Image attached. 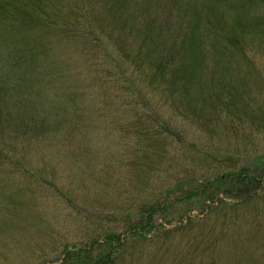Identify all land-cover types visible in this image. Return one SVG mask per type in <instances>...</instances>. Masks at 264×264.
Masks as SVG:
<instances>
[{
	"label": "trees",
	"instance_id": "16d2710c",
	"mask_svg": "<svg viewBox=\"0 0 264 264\" xmlns=\"http://www.w3.org/2000/svg\"><path fill=\"white\" fill-rule=\"evenodd\" d=\"M3 24L20 32L40 31L42 37L34 43L43 35L75 43L96 77L115 80L125 94H134L136 86L148 89L152 96L141 95L138 107L151 110L156 95L168 107L174 123L140 109L123 127L136 140L133 168L151 171L167 157L166 173L181 176L159 198L123 214L125 234L154 233L158 216L167 224L191 222V206L198 200L242 212L244 226L252 225L256 235L264 233V155L253 167L238 169L239 153L264 137V0H0L1 32ZM48 52L38 44L27 51L40 73L38 82L46 77L39 62ZM3 77L9 76L0 75L1 102L10 88ZM177 123L211 138L221 128L222 138L233 147L186 148L185 139L168 127ZM14 171L36 173L25 166ZM222 220L220 240L204 252L212 255L237 244L239 239L223 240V228L233 224L225 214ZM100 237L67 250L63 264H122V236L111 231Z\"/></svg>",
	"mask_w": 264,
	"mask_h": 264
},
{
	"label": "rangeland",
	"instance_id": "374dc122",
	"mask_svg": "<svg viewBox=\"0 0 264 264\" xmlns=\"http://www.w3.org/2000/svg\"><path fill=\"white\" fill-rule=\"evenodd\" d=\"M1 30L0 75L9 76L3 78L10 88L0 101V264H63L67 250L76 251L111 231L122 236V264H264V233L256 235L252 225L244 226L242 212L215 209L210 201L192 204L191 222L167 224L158 216L154 233L125 234L123 214L159 198L181 176L166 173L167 157L151 171L133 168L136 140L123 127L140 109L174 123L168 107L160 95L153 97L151 110L138 107L141 95L152 96L148 89L136 86L134 94H125L115 80L100 81L75 43L45 35L34 43L42 37L40 31L20 32L5 24ZM36 44L49 51L39 62L46 76L40 82L27 54ZM180 124L168 127L185 139L186 148L233 147L222 138L221 128L211 138ZM239 155L238 169L253 167L264 155V137ZM24 166L36 173L14 171ZM224 214L233 225L223 228V240H239L211 255L204 250L220 240Z\"/></svg>",
	"mask_w": 264,
	"mask_h": 264
}]
</instances>
